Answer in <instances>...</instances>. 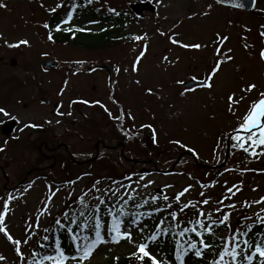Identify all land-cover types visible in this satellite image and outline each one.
<instances>
[{
	"label": "rangeland",
	"instance_id": "obj_1",
	"mask_svg": "<svg viewBox=\"0 0 264 264\" xmlns=\"http://www.w3.org/2000/svg\"><path fill=\"white\" fill-rule=\"evenodd\" d=\"M66 1L0 0L7 5L0 8V87L12 91L13 83L18 82L21 94V107L12 103L8 112L24 126L32 122L55 129L57 140L66 143L78 157L90 158L93 144L103 138L111 145L125 142L127 157L137 161L132 164L117 151L102 150L96 161L84 165L82 161L78 165L66 157L58 162L46 161L43 157L44 170L35 171L42 159L34 140L42 135L34 133L32 127L23 134L18 133L22 150L17 145L6 150L7 142H4L0 160L8 164L3 165L4 172L0 170V211L4 200L10 194L14 196L5 224L13 238L22 241L20 248L25 259L21 260L15 246L0 233V255L6 258L0 264H26L44 229H50L55 219H61L65 212L82 207L78 197L85 192L88 206L98 202L95 197L104 199L112 194L106 191L111 189L117 195L147 199L155 205L171 204L179 213L174 197L191 186L180 204L189 201L196 204L210 198L209 204L200 203L198 207L206 213L212 212L217 219L222 218V213L230 214L232 229L255 222L258 213L264 216V203H256L264 198V157L243 153L232 138L235 144H230L226 160L228 137L237 127L238 118L244 115L250 101L264 92V60L260 57L264 50L260 30L264 24V0L256 1L253 12L222 6L215 0H150L155 6L153 10L147 5L149 0H92L90 9L114 16L120 11L127 17L112 29L90 26L93 30L89 34L96 41H89L85 38L88 31H81L87 25L98 23L89 15L74 14L71 22L65 24L58 14L56 27L50 26V17L55 12L50 9L61 3L65 6ZM138 3L145 10L135 14L131 8ZM45 23L48 29L43 27ZM49 34L53 36L51 41ZM99 35L109 36L110 41L102 38L97 48H90V42H97ZM138 36L143 39H133ZM221 36L229 39L220 41ZM112 39L120 40L111 43ZM172 39L178 43H172ZM21 40L30 43L16 48L7 46ZM184 44L202 47L185 48L181 46ZM222 52L233 59L222 64L221 70L209 81L213 85L211 89L182 87L190 79L208 80L214 66L225 59ZM137 58L139 63L133 70ZM46 60L52 61L54 67L48 68ZM101 65L111 67L114 79L111 85L109 73ZM252 83L257 85L256 89L250 94L243 93L245 99L236 114H230L228 95L234 92L240 97L241 89ZM43 99H47L46 104ZM121 116L123 119H118ZM142 125L155 128L156 142L151 129ZM116 128L123 133L130 132L133 138H124L116 133ZM3 140L0 132V144ZM176 140L183 147L172 143ZM43 152L48 150L43 147ZM91 170L94 173H88ZM81 172L89 175L83 176ZM111 172L119 175L112 177ZM70 173L72 177L81 175L73 187L62 184ZM96 181H99L96 184L99 192L93 189ZM145 184L148 186L144 187ZM228 188H232V193ZM153 196L158 197L155 202ZM164 196L169 199L165 201ZM226 196L230 199L223 204L216 203ZM245 202L251 206H245ZM229 204H235V209L228 207ZM217 207L222 213L215 211ZM185 213L189 218H196L191 209ZM38 216L39 228L36 227ZM244 216L251 219L245 221ZM132 234L134 240H140L135 228ZM25 239L29 241L27 244L23 243ZM134 250L126 241L109 242L100 245L93 258L84 264H104L114 256ZM154 253L158 258L162 256L160 251L154 250Z\"/></svg>",
	"mask_w": 264,
	"mask_h": 264
},
{
	"label": "snow or ice",
	"instance_id": "obj_2",
	"mask_svg": "<svg viewBox=\"0 0 264 264\" xmlns=\"http://www.w3.org/2000/svg\"><path fill=\"white\" fill-rule=\"evenodd\" d=\"M89 3L92 0H88ZM64 5L57 4L55 8L50 9V11H56V8H62ZM7 5L4 3H0V8H6ZM76 11V5L73 4L72 10L67 12V19L64 21L67 24L69 21L73 19V12ZM114 11V10H112ZM45 29L49 28V25L45 23L43 25ZM57 30L59 26H57ZM71 31L72 29H67ZM84 29H81L83 31ZM261 36H264V32L261 33ZM48 39L53 40V36L49 34ZM135 40H141L143 37H133ZM229 38L227 36L219 37L220 41L226 42ZM30 42L28 40H21L16 44H7L8 47L16 48L20 45H28ZM172 43H178L177 40L172 39ZM185 48L191 47L194 49H200L202 47L201 44H193V45H181ZM245 47H248L245 44ZM145 52L147 50V45L144 46ZM231 52V49L228 50ZM144 52L140 54L143 57ZM221 55L225 56V59L220 60L217 63L208 80L205 81L204 87L209 89L212 88V79L216 76V74L221 70V65L227 62H230L233 57L231 55H227L225 53H221ZM260 57L264 60V50L260 52ZM139 59L134 63L133 70H136V65L139 63ZM167 60V57H165ZM127 70V69H126ZM119 71V69H117ZM139 83V81H137ZM257 87L256 84L252 83L247 85L245 88L241 89L242 95L237 97L235 93H230L227 97V105L228 112L232 115L236 114V110L239 107V104L242 103L245 99L243 93H252ZM151 92V89L148 90ZM84 103H88V101H83ZM95 103L99 104V101ZM107 111V109H105ZM0 114L4 116H8L11 119L15 120L16 117H11L10 113L6 111L4 108H0ZM57 114L63 115L64 113L58 112ZM71 115V113H68ZM111 115V113H109ZM131 119H135L131 117V114H128ZM118 119H123V117H118ZM59 123V121H57ZM50 123V122H49ZM25 128L28 127H37V125L26 124ZM143 127H148L151 129L153 142H156V131L152 125H142ZM123 130V125L121 126ZM23 131V129H21ZM236 133L234 137H232L236 141V147L245 154H249L254 157H264V150L257 152L256 149L261 148L264 149V92H260L255 100L250 101L248 109L244 113L242 117L238 118L237 127L233 129ZM125 135H128L129 138H133L129 133L125 132ZM173 144H178L181 147L183 145L180 141L176 140L172 142ZM4 149L0 148V151ZM191 152L192 149H189ZM143 179V177H140ZM130 179V177H129ZM74 183V181L70 182ZM151 183V182H149ZM96 184H99V181H96L93 185V189L97 192L100 189L96 188ZM148 185L145 184L144 187ZM31 187V184L29 185ZM189 187L184 188L182 191L177 193L174 197V200L179 205V213L177 211H172L169 213L171 220L176 222V227L180 228L179 215L185 214L186 209H191L194 214H196V218L187 219L185 221L186 225L181 228V230L176 233L179 237L183 238L187 233H194L195 237L199 239H194L189 237L187 240H176L175 241V261L178 264H185V256L191 252L198 258H204L207 252H213L214 258L207 262V264H264V233H257L261 238L255 239L250 235L253 229L249 225L248 229L245 231L241 226H237L236 229H232L230 223V214H223L222 209L217 207L215 209L216 212L222 213V218L217 219L214 217L212 212H205L202 208L198 207L200 203L207 205L209 204L210 198L204 199L203 201H198L196 204H193L191 201L187 203L180 204L181 197L185 195L189 191ZM239 190V189H237ZM58 192L59 189H56ZM92 191V190H89ZM106 191L112 192L115 195V192L111 189ZM227 191L232 193V188H228ZM55 194V193H54ZM88 193L85 192L81 196L78 197V203L82 206V208H87L88 205L85 203L84 197ZM234 194V193H233ZM204 193H201L203 196ZM158 197L153 196L152 201L155 202ZM2 199V198H0ZM15 199L11 194L7 197L3 202V210L0 211V233L7 238L15 246V251L17 255L24 260L23 253L21 251L20 245L22 243L21 240L14 239L13 236L8 232L7 226L5 224V218L11 211L9 204ZM98 203L93 207L92 213L84 219L83 223L78 222V219H73L69 217V213H64V219L68 220L67 224L62 223L60 219H55V225L59 226L61 229H64L71 237L73 254H68L64 247L61 244L59 238H56L51 245L49 244H41L40 248L51 249L50 252H40L34 250L30 253L31 260L29 264H69L70 261H75V264H84L85 261H89L93 258V254L97 251L100 245L113 243L120 244L121 241H126L130 243L134 247V251L130 253L128 259L136 260L138 264H166V262L162 259H158L157 255L154 253L152 249V245L159 244L158 236L162 233H167L170 231L169 228H164L162 225L165 223L164 220H160L159 223L155 226L156 231L151 235L145 237L143 236L144 228L141 226L140 217L143 215L151 216V213H130L126 210V206L128 204V200H124L123 204L119 208L108 207L105 210V214L110 217V222H105L103 217L99 215L100 205L105 204V200L100 198L99 196L95 197ZM132 199V197H129ZM163 199L167 201L169 198L164 196ZM230 199V197H224L221 200L216 201V203L223 204L224 200ZM148 201L145 200L144 204H147ZM256 203H264V198H261L260 201H256ZM143 205L137 204L135 207H142ZM169 208L172 206L171 204L167 205ZM245 206L250 207L251 205L245 202ZM228 207L235 209V204H229ZM46 210V209H45ZM43 215V212L40 213ZM131 218L129 219V217ZM79 217H85V212L80 211ZM243 220H250L251 217L244 216ZM91 221V223L89 222ZM261 225H264V216H261L259 213L257 214V220ZM75 225V229L71 226ZM224 226L228 229L229 235L217 237L216 236V227ZM36 227L39 228V216L37 217ZM135 228L140 234V240H134L132 229ZM77 229L79 231H77ZM49 228H45L44 232H49ZM43 240H49L47 235L42 237ZM208 239H212L214 241L219 242V246L216 242L209 243ZM29 241L25 239L23 241L24 244H27ZM6 259L4 256L0 255V261ZM116 260L119 257L115 258Z\"/></svg>",
	"mask_w": 264,
	"mask_h": 264
},
{
	"label": "trees",
	"instance_id": "obj_3",
	"mask_svg": "<svg viewBox=\"0 0 264 264\" xmlns=\"http://www.w3.org/2000/svg\"><path fill=\"white\" fill-rule=\"evenodd\" d=\"M66 3H67V1H66ZM73 4L76 5V11L73 12V16H74V14H77V13H81L83 16H85V15L91 16L92 18H94V20H92V21L97 20L100 23V25H98L96 27L97 29H105L107 27H109V28L115 27V26H117V24L119 25L120 22H122V20H127L126 15H124V13H122V12H121V15L118 14V15L114 16L115 14H112L109 12H106V14H104V13L100 12V10H97L96 8L90 9L91 3H89L88 0H68V6H70L68 9H72ZM59 14H61V17L67 18V15H66L67 12H65V10H61L59 12ZM56 18L57 17H53V19L50 20V26H53L54 22L57 21ZM65 18H63V19H65ZM85 29H88V30H86V31H88L87 34H89V32H92V30H93V28H85ZM260 30L262 32H264V24H262ZM85 38L89 39V41H96V37H93L92 33L87 35ZM102 38H105L107 41L108 40L110 41L109 36L105 37V35H99L98 36L99 40H97V42H95V43L90 42L92 44V46L90 48H97L101 44L102 40H100V39H102ZM118 40H120V39H112L111 43H115ZM92 173H93V171H92ZM111 173H112L111 176L113 174H118L116 172H111ZM112 177H111V179H112ZM129 197L130 196L123 197V196L117 195L116 193H115V195L109 194L106 198H104L105 204L100 205V212L98 214L103 217V220L105 222H110V217H108L105 214V210L108 207L119 208L123 204L124 200H128V204L126 206V210L128 212L135 213V214L151 213V216L143 215L140 217V220H142V222H144L142 224V226L144 228L143 236H145V237H147V236L151 235L153 232H155L156 231L155 226L159 223L160 220H164L165 223L162 225V227L169 228L170 231L167 233L160 234L158 236V241H159L158 246L152 245V249H155L158 252L160 251L163 258L170 260L171 263L178 264V262L175 261V241L176 240H187L189 237L197 239V240L199 239L198 237H195L194 233H187L185 235V237H183V238L176 235V233H178L181 230V228H183L185 226H190V225H186L185 221L187 219H192V217H190V218L187 217L186 215H188V214H186V215L184 214L183 216H182V214H180L179 215L180 228H177L176 222L172 221L171 217L169 215L170 212L174 211V209H175L174 207L171 206L169 208L168 206L155 205L154 203H152L151 201H149L147 199L146 200L148 201V203L144 204V200H142L140 198H137V197L133 198L132 197V199H129ZM97 203L98 202L93 203L92 206L87 207V208L72 210V211L68 212L69 217L73 218V219H78V222L83 223L84 219H86L92 213V209ZM137 204H140L143 206L142 207H135V205H137ZM80 211L85 212V217H83V218L79 217ZM130 218H131V216L129 217V219ZM60 220L64 224L68 223V220L64 219V216ZM89 222L91 223V221H89ZM249 225L253 229V231H252V233H250V235L257 240L260 239L261 237L259 235H257V233L258 232L264 233V225H261L255 221V222H251L248 224H244L241 227L243 228V230L246 231L248 229ZM71 226L75 229V225H71ZM215 230H216V236L217 237L229 235L228 229L225 228L224 226L216 227ZM77 231H79V230L77 229ZM45 235H47L49 237V240L45 241L42 239V237ZM56 238L60 239L62 246L64 247L65 251L68 254H73L72 240H71L70 235L64 229H61L59 226H57L55 224L50 228L49 232H47V233L44 232V234L41 235V238H39V240H36L35 246L31 250V252L34 250H37L40 252H46V251L50 252L51 251L50 248L49 249L40 248L39 245H41V244L51 245ZM208 242L209 243L216 242L217 245L219 246L218 241L208 239ZM130 253L131 252L127 253L126 255H122V256H114L110 260L106 261V263H104V264H138V262L136 260H134V259L129 260L128 259ZM116 257H119V259L116 260L115 259ZM213 258H214L213 252H207L203 259L198 258L193 253L189 252L185 256V264H207V262L212 260ZM30 260H31V256L28 257L26 264H29ZM96 264H100V263L96 262ZM146 264H147V262H146ZM257 264H258V261H257Z\"/></svg>",
	"mask_w": 264,
	"mask_h": 264
},
{
	"label": "flooded vegetation",
	"instance_id": "obj_4",
	"mask_svg": "<svg viewBox=\"0 0 264 264\" xmlns=\"http://www.w3.org/2000/svg\"><path fill=\"white\" fill-rule=\"evenodd\" d=\"M113 73V72H112ZM14 82L17 81V78H14L13 80ZM20 82V81H19ZM20 83H13L12 86V91L10 88H8L7 90H5V87H0V108H4L6 109V111L8 112V108L9 106L14 103V105H16V107H21V94L18 93L20 87H19ZM6 93L4 94L3 93ZM8 94V95H7ZM6 95L8 97H6ZM45 103L47 102V100H43ZM121 108V107H120ZM10 113V112H8ZM17 115V114H14ZM11 116V114H10ZM13 117V116H11ZM15 117V116H14ZM11 120L10 117L8 116H4L3 114H0V132L2 133V136L4 138L3 143L0 144V147H3L1 145L4 144V142H7V145H5V149L9 150L11 149L10 146H15L17 145L18 148H20V144L19 141L21 140L20 136H18V133L23 134L25 132V130L27 128L24 127V124L20 123V121L16 118V124H15V128L12 134L8 135L6 133H4V125ZM28 124H32L34 125L32 122L28 123ZM117 124V123H116ZM26 125V124H25ZM37 125V127H32V131L34 133H37L38 135H42V136L38 139L34 140V145L36 146L38 144V153L42 156L39 155V158L42 160H39L37 165L38 167H35L34 170L38 171V170H44V168L41 166V162L43 163V157L47 158L46 161L53 159L54 162H58L59 160H61L62 158H69V160H71L73 163H77V161L80 160H89L91 159V157H96L99 158L100 157V153L102 150H109V151H117L118 154L123 158L126 157L127 154L125 153L126 150V143L122 142V143H115V144H107V141L103 138L98 139L93 145L94 147V151L91 154L90 158H86V157H78L76 156L70 149V147L63 142L58 141V137L55 134V129L54 130H50V129H46L45 127H43L41 124H35ZM119 126V124H117V127ZM21 129H23V131H21ZM52 131V132H50ZM116 133L120 134L121 136L123 135L124 138H129L128 135H125V132H121L120 129L116 128L115 129ZM128 132V131H126ZM130 133V132H128ZM40 139V140H39ZM53 142V143H52ZM43 147H45L48 152L44 153L43 152ZM22 150V148H20ZM61 153V154H60ZM63 162H67L66 159L63 160ZM0 167H3V165L0 164ZM0 170H2L4 172V167L3 169L0 168ZM23 183V182H20ZM19 183V184H20Z\"/></svg>",
	"mask_w": 264,
	"mask_h": 264
},
{
	"label": "water",
	"instance_id": "obj_5",
	"mask_svg": "<svg viewBox=\"0 0 264 264\" xmlns=\"http://www.w3.org/2000/svg\"><path fill=\"white\" fill-rule=\"evenodd\" d=\"M8 1V0H7ZM217 3L221 4V5H225V6H228V7H232V8H237V9H241V10H244V11H249V12H252L254 11V8H255V5H256V0H215ZM148 6H150L151 8L153 7L151 4H148ZM143 5L138 3V4H135L132 6L133 10L138 14V13H141L142 10H143ZM154 9V8H152ZM46 65L48 67H53V63L51 61H47L46 62ZM104 68L106 69H109L108 66H104ZM111 79L110 81L112 82V74L110 75V78ZM196 83H200V82H197L196 80H192V81H188V82H185L183 84V87H189V86H192V85H195ZM10 124V125H9ZM9 129H5L6 133H10L12 132V130L14 129V123L11 122L9 123ZM231 135L229 136L228 139H230ZM228 158V156H227Z\"/></svg>",
	"mask_w": 264,
	"mask_h": 264
}]
</instances>
